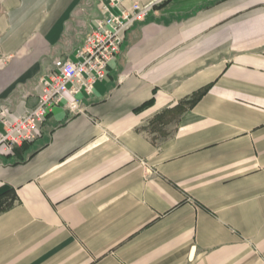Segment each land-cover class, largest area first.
<instances>
[{"label": "crops", "instance_id": "0c3cea01", "mask_svg": "<svg viewBox=\"0 0 264 264\" xmlns=\"http://www.w3.org/2000/svg\"><path fill=\"white\" fill-rule=\"evenodd\" d=\"M103 4L0 0V110L36 106ZM123 37L80 111L0 153V264H264V0H165Z\"/></svg>", "mask_w": 264, "mask_h": 264}, {"label": "built area", "instance_id": "2783aa9c", "mask_svg": "<svg viewBox=\"0 0 264 264\" xmlns=\"http://www.w3.org/2000/svg\"><path fill=\"white\" fill-rule=\"evenodd\" d=\"M121 1L109 0V4H103L108 16L97 20L78 49L77 60L58 58L54 61V70L41 79L42 90L34 108L14 115L5 108L0 110L1 154H12L16 147L37 139L41 135V124L56 106L62 105L71 112L80 111L77 96L82 92L91 94L94 84L105 79L109 62L121 52L123 32L144 21L153 8L165 0L148 4L134 2L131 10H122L120 14L111 12L109 7Z\"/></svg>", "mask_w": 264, "mask_h": 264}]
</instances>
